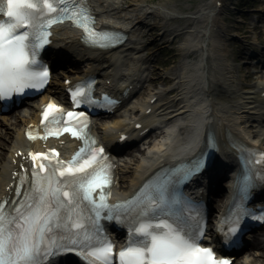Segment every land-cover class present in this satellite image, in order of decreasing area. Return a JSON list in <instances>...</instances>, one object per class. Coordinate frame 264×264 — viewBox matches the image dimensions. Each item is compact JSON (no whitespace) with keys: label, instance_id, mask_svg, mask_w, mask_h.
Listing matches in <instances>:
<instances>
[{"label":"snow or ice","instance_id":"6c2138e0","mask_svg":"<svg viewBox=\"0 0 264 264\" xmlns=\"http://www.w3.org/2000/svg\"><path fill=\"white\" fill-rule=\"evenodd\" d=\"M0 12L7 18L0 19V97L21 93L29 86L40 88L47 82L49 71L38 59V52L46 43V28L52 23L73 20L83 28V38L95 46L106 47L120 37L114 30L93 26L94 16L86 0H0ZM69 91L76 104L90 100L86 87L78 85ZM63 115L60 105H45V122L51 119L61 123L58 117ZM66 115L84 116L72 111ZM76 124L78 127L63 130L84 137L85 147L68 161L59 160L55 149L30 153L33 167L27 177L29 187L23 193L20 186L16 187L17 196L22 198L11 204L7 198H0V264H52L58 254L69 249H79L89 264H233L228 258H217L212 248L201 247V218L177 188L181 180L203 167V160L146 183L128 200L108 204L105 186L112 183L108 171L111 165L98 159L103 148H88L82 121ZM48 134L59 135L60 129ZM259 156L264 160V153ZM256 176L264 180V171ZM25 179L20 177L21 185ZM253 182L246 175L238 184L239 190L246 192ZM98 189L97 200L94 193ZM103 209H108L109 219L116 213L117 221H131L127 244L118 252L106 235H100ZM250 212L241 205L236 220ZM85 221L93 225L91 231ZM237 226L233 223L229 231L235 232Z\"/></svg>","mask_w":264,"mask_h":264},{"label":"bare ground","instance_id":"6f19581e","mask_svg":"<svg viewBox=\"0 0 264 264\" xmlns=\"http://www.w3.org/2000/svg\"><path fill=\"white\" fill-rule=\"evenodd\" d=\"M223 3L224 2L222 1V4L220 6H215L214 2H205L196 8L195 14L197 17L201 18L203 23V33L200 37V42H194V44H192L193 42L191 41H184L182 42L181 48L183 50L186 49L187 46H194L197 43L200 46L202 54L206 55V57L203 59L205 70L201 75V81H197L195 73L202 69V63L194 66V64H190L189 62L184 60L178 66L171 68L172 76L168 75L167 79L176 80L175 78H177L179 86L181 85L180 93L182 92L189 94H185L186 99L184 98L183 101H181L180 98L172 97L156 107L158 111L157 115H163L164 113H167L166 117L164 118L165 122H167V131L165 135L161 134L162 137L151 143V146L148 147V153L138 156L131 151H126L132 155V162H126L127 164L125 165L124 169L120 168V171L123 172L122 175H120V179L123 181H127L126 185L120 184V187L121 185H123V189L127 192H130L133 187L138 185V183L146 175V172L150 170L154 162L159 157H161V155H163L165 151H169L171 148H174L177 145L175 142H172V127L174 125H178L181 120L185 119V116H187L188 113V116H190V118L193 113H198L197 120L200 121L201 126L204 119H207V122H210L215 135V139L218 143L219 153L228 155V153L233 150V148H231V146L227 144L224 134L222 133V130L224 128L228 129L231 137H233L234 140L248 141L249 139H251V134L246 136L244 132L246 131V129L241 125L243 124V122H245L244 118L246 117V115L264 112V107H256L255 101L259 100L257 93L258 91L256 89L251 91H238V89L234 86L233 79H231L229 74L230 65L221 57L220 46L223 40V24L219 20V16L222 12L221 8L223 6ZM88 4L95 16L96 24L105 26L121 25L122 29L126 31L127 40L125 41V43H122L117 49H114L113 51L80 48L82 51L86 52V54H89L88 62L84 70L93 68L96 65L105 64L107 71L111 74L104 75L103 79L111 80L113 78L114 72H122L127 53L132 52L133 54H135L143 49L144 44L139 40V37L142 36L141 31H150L151 28L156 26L157 24L145 22V20H143L140 15H137L135 21L128 22L126 20V16H123L121 14L124 10L127 9H124L122 5L118 3V0H88ZM160 13L164 16H170V12L167 11V9L162 5L156 6L154 8V11H152L150 14L154 18H157ZM172 29L173 28H171V32L178 30V28H175L173 30ZM166 31H168V28L163 26L161 33L163 34ZM207 31H209V37L207 36ZM55 33V40L57 43H59V46L62 49V53H65L73 48L76 49L77 43L79 41V33L76 30L72 29L69 26L61 25L56 28ZM55 60L56 64L60 63V58H56ZM77 64L75 65V67H77ZM208 68H211L213 70L212 73L208 72ZM65 70H69V68H66ZM65 70L56 71L53 74L54 84H56L58 88H51L47 92H45L40 97L41 102L46 100L49 95L61 98L59 87L62 86V81L59 82L58 78L60 74L66 72ZM138 70L139 69L135 67V75L132 77V83L142 84V82H138V80L140 79V75H138L137 73ZM67 75L68 74L66 72V76ZM177 86L169 88L167 93H172L177 89ZM116 87L118 89L116 90L117 93H121L124 89V86L121 84H116ZM201 89L204 97L203 100H198L196 99V97L201 94ZM133 90L134 88H131V93H129L119 104V107H122L123 110L131 113L132 115L136 113L137 110L134 105L129 104V99ZM204 90H207V92H204ZM152 95L153 93L148 95V98L145 102H148V99ZM190 101L195 102H193V104H190ZM171 107L174 108L172 109ZM37 108V101L29 102L28 105L22 109L21 114H19V112L14 114L15 120H23V125L20 127V121L18 123V126L14 128V133L12 134L14 139L12 141L9 154L7 158L3 162H1L2 164L0 165V197L2 194H6L9 192L7 186L11 181L14 180L12 179L11 175L15 168L13 162L11 161V158L17 151V149H24L27 145V141L24 138L23 131L25 126H27L29 123L38 121ZM207 108H209L210 111L208 113L203 112V110L206 111ZM196 110L197 112H195ZM198 110H201V112H198ZM107 116H116L117 119L114 120L115 125L111 126L110 124H102L100 128H102L103 131L107 130L108 127H110L111 131L113 127L123 125L124 123L122 119L126 118L123 117L122 119H118L119 115H117L115 112ZM0 119L5 123L9 118L6 115H1ZM153 131L154 130L152 129V132ZM136 133L137 131L135 130V134ZM116 137L117 135H111V137L107 139V147L109 150L115 151L114 153L118 154V152H122L123 149L119 146V144H116ZM136 141L137 140H132L130 144L133 145L136 143ZM52 143L55 144L56 142L52 141ZM137 150H140V148L137 147ZM167 155L171 154L169 153ZM128 174H130L129 178ZM252 247L256 249H264V240L254 241L252 243ZM256 255H259V257H261L258 260L261 264H264V252L256 253ZM238 263L239 260H237V264Z\"/></svg>","mask_w":264,"mask_h":264},{"label":"rangeland","instance_id":"374dc122","mask_svg":"<svg viewBox=\"0 0 264 264\" xmlns=\"http://www.w3.org/2000/svg\"><path fill=\"white\" fill-rule=\"evenodd\" d=\"M144 1L151 3L152 10L154 5H162L168 11L179 12L183 15L181 17L173 16L167 19L161 13L157 18L151 16L150 13L145 14V22L152 24L156 23L158 25L152 27L150 31L142 30V36L139 37V40L143 42L144 46L138 55L146 57L143 62H145L150 69V78L149 81L146 82L147 86L141 87L138 92L130 98V102L134 105H139L145 100L147 94L151 91L150 88L157 89L161 94V98H165L164 90L167 88L166 82L170 81L166 78V75L169 74L172 67L174 68L178 66L181 61L184 60V51L181 48L182 42L188 39V35H196L197 32L193 29H196L200 22H202L201 18L197 16H195L197 17L195 18L187 15H194L196 8L203 3H211V0H118V3L122 5L124 9H131L144 5ZM228 1L231 2L229 5H232V7L228 9L227 7H229V5H226L224 8H221L222 12L219 16V20L223 24V40L220 46L221 57L230 65L229 74L231 79H233L234 86L238 91H243L244 89L248 90L253 87L254 82L257 80V76H255V73H252V66H249L247 62L250 58H248L243 49V47H245V44L243 43L244 40L241 41L239 38L233 37V34L240 32V34H242L241 39H246L249 38L250 34L247 30H251L253 33L251 34L250 40L252 41H254V39H256L255 41L259 40L257 37H254L255 34L262 37L264 36V31H261V29L264 28V0ZM159 23L164 24L167 28H178L182 33L181 31L175 30L172 32L176 33L173 37L171 33H167L169 31L159 34L158 32H160V29L163 26H159ZM241 29H244V31L247 32L245 33V36ZM241 55H243V57ZM243 86H245V88H243ZM121 111H123V109H121ZM13 117L14 116L10 115V119L5 123L0 119V163L5 160L9 152V147L14 139L12 135L14 133V128H16L18 123L22 121L15 120ZM250 122L254 123L253 121ZM243 125L248 131H252L255 128L248 126L250 123L247 122L243 123ZM255 129L257 130L258 127ZM161 130H164V127L161 128ZM161 130H157V132H160ZM153 137L154 135L147 136V139L138 141L137 144H134L136 146L133 145L128 148V150L131 149L134 154L140 155V150H137L136 148L140 147L142 153H147V149H144L147 145L146 141L153 140ZM131 158L132 155L125 152L123 157H121V167L124 168L123 165H126V162H132ZM217 202L214 203V206L217 205ZM262 230L263 232L259 231L258 233V239H261V241L262 239L264 240V228H262ZM263 250L264 249L262 248L251 249L239 257L240 261L238 264H246L243 262L244 259H246L249 264H260L258 259L261 257L256 255V253Z\"/></svg>","mask_w":264,"mask_h":264}]
</instances>
